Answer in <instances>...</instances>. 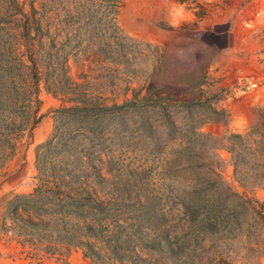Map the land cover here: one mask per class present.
Listing matches in <instances>:
<instances>
[{
  "label": "rangeland",
  "instance_id": "374dc122",
  "mask_svg": "<svg viewBox=\"0 0 264 264\" xmlns=\"http://www.w3.org/2000/svg\"><path fill=\"white\" fill-rule=\"evenodd\" d=\"M197 1L199 7L122 0L106 28L99 12L76 16L84 0H0V215L7 197L33 190L42 167L100 168L109 178L103 198L122 204L110 214L120 220L121 231L133 233L135 244L151 237L149 247H162L148 254L149 261L171 260L166 183L174 178L166 170L176 173L184 163L176 156L184 143H193L188 137L195 126L221 145L230 132H247L264 109V0ZM178 5L189 15L176 29L168 20L170 8ZM84 91L96 96L86 98L85 116L60 111L73 104L69 97ZM133 93V108L113 117L101 112V102L122 103ZM182 101L190 104L183 107ZM166 111L176 121L173 128ZM176 138L183 139L180 146ZM198 144L183 152L185 163L195 164L204 149L203 157L232 190L263 200L264 183H239L225 148ZM182 174L181 179H199L197 170ZM235 232L217 234L229 237L217 251L229 264H264V231L243 240ZM0 235L6 257L39 264L13 233ZM250 243H256L252 251ZM198 248L195 253L216 255ZM72 250H80L86 264H100L84 256L81 246ZM60 251L51 254L56 264L65 263Z\"/></svg>",
  "mask_w": 264,
  "mask_h": 264
},
{
  "label": "trees",
  "instance_id": "16d2710c",
  "mask_svg": "<svg viewBox=\"0 0 264 264\" xmlns=\"http://www.w3.org/2000/svg\"><path fill=\"white\" fill-rule=\"evenodd\" d=\"M84 1V8L78 10L76 16H96L94 13L99 12V20L106 28L114 23L122 4V0ZM175 1L194 7L201 5L197 0ZM36 29L41 30V26L37 25ZM32 76L35 77L34 71ZM87 97L90 101L96 96L84 91L75 99L69 97L73 104L60 111L67 116H85L89 107ZM142 98L146 99L145 95ZM136 100L133 93L131 97H125L122 103L107 105L101 102V112L104 110L112 117L122 114L125 107L133 108ZM186 104L190 102H181L183 107ZM166 122L170 128L176 122L168 111ZM198 128L195 126L193 136L188 137L193 143H184L180 156H176L184 163L179 162L181 165H177L176 173L166 170V177L174 178L166 183L167 220L170 216V224L166 225V251L171 259L166 264L192 263L197 246L203 251L214 250L213 254L216 255H204L199 251L195 253L198 259L192 264H210L212 261L221 264L224 260L229 264L230 261L217 251L229 237L224 234L217 236L218 233L237 230L234 236L243 240L252 235L259 236L264 231V198L259 201L232 190L222 179L220 171L216 170L217 167L211 165L210 158L203 157L204 149H200L197 155L199 161L195 164L191 161L185 163L188 159H184L183 154L196 143H199L198 146L209 144L214 149L225 148L230 154L234 176L239 183L243 179L264 183V109L260 110L247 132H230L225 138L226 143L221 145L212 139L211 134H203ZM181 140L176 138L174 142L180 146ZM48 143L45 142V145L49 146ZM189 170H197L199 179H181L182 172ZM84 178L85 182L82 181ZM108 179L100 168L88 171L86 167H80L78 171H67L42 167L38 183L31 192L14 193L7 197L0 215V233H13L18 244L28 245L27 255L37 258L39 263L56 250H62L60 252L66 257L72 247L81 246L84 256L92 261L96 259L100 264H159L149 261L147 256L149 253H161L162 247H149L147 243L151 242V237L135 244L134 234L127 231L125 235L120 229V220L110 215L122 204L103 198V188L108 185ZM171 230L174 232L170 234ZM211 237L210 243L202 246L203 241ZM255 245L250 243L247 248L252 251Z\"/></svg>",
  "mask_w": 264,
  "mask_h": 264
},
{
  "label": "crops",
  "instance_id": "0c3cea01",
  "mask_svg": "<svg viewBox=\"0 0 264 264\" xmlns=\"http://www.w3.org/2000/svg\"><path fill=\"white\" fill-rule=\"evenodd\" d=\"M2 236L0 235V264H30L29 261H26L21 258H9L3 254V248L5 247L2 242ZM82 254L80 250H72L64 259V264H86L81 258ZM59 260L52 255L42 258V261L39 264H56Z\"/></svg>",
  "mask_w": 264,
  "mask_h": 264
},
{
  "label": "clouds",
  "instance_id": "9594fccd",
  "mask_svg": "<svg viewBox=\"0 0 264 264\" xmlns=\"http://www.w3.org/2000/svg\"><path fill=\"white\" fill-rule=\"evenodd\" d=\"M189 15L183 5L173 6L169 10L168 25L178 29L182 23L186 22V17Z\"/></svg>",
  "mask_w": 264,
  "mask_h": 264
}]
</instances>
